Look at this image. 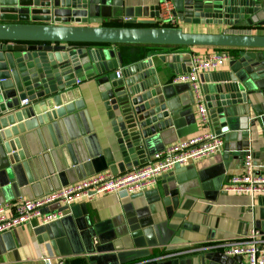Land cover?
<instances>
[{
    "label": "water",
    "instance_id": "95a60500",
    "mask_svg": "<svg viewBox=\"0 0 264 264\" xmlns=\"http://www.w3.org/2000/svg\"><path fill=\"white\" fill-rule=\"evenodd\" d=\"M120 7L122 4L116 0H0V151L4 155L0 192L6 200L24 196L25 190L32 192L35 185L45 187L54 177L51 168L45 169L49 154L29 155L32 145L40 146L47 136L56 145L55 129L59 128L61 134L75 125L83 137L88 136L84 103L76 86L79 77L94 81L102 103L117 123V130L115 145L109 147L108 152L93 155L88 150L71 160L77 172L89 177L93 169L100 173L107 168L117 176L146 163L154 151L159 150L151 152L150 148L156 141L153 136L166 126L167 106L154 89L155 80H150L156 70L151 68L150 72L128 79L126 72L133 68L130 67L125 70V77L117 78L115 67L121 65L122 60L118 53L117 62L109 57L116 45L240 49L238 62L247 77L264 78V35L186 33L179 28L152 27L153 20H136L126 13L123 15L127 18L125 25L143 27L96 26L101 25L104 18L117 16ZM255 8H263L264 12L259 0H181L175 4L173 15L184 25L227 26L230 16L237 19L240 14L248 19ZM148 17H158L157 5L149 15L147 9H143L142 18ZM251 26L248 19L244 27ZM167 67L174 69L176 65ZM206 88L204 101L212 124L216 131L225 132L231 116L228 109L231 86L216 84ZM24 100L28 104H21ZM43 148L46 154L49 148L44 143ZM50 155L52 157L53 151ZM161 178L167 216H175L172 212L179 202L178 183L173 173ZM76 216L75 208L71 209V217L76 219ZM45 226L34 229L39 243L47 240ZM75 228L78 238L70 237L77 248L75 255L87 257L90 264L110 261L129 264L142 257L141 253H135L141 247L137 242L140 236L132 240L131 247H124L122 240L107 235L102 224H92L87 218L81 224L76 220ZM141 232L145 247H155L149 241L153 238L151 230ZM241 259L235 258L236 261Z\"/></svg>",
    "mask_w": 264,
    "mask_h": 264
},
{
    "label": "crops",
    "instance_id": "0c3cea01",
    "mask_svg": "<svg viewBox=\"0 0 264 264\" xmlns=\"http://www.w3.org/2000/svg\"><path fill=\"white\" fill-rule=\"evenodd\" d=\"M116 1L122 4V7L118 8L116 18H104L101 25H96L97 27H143L125 25L124 21L127 18L123 16L124 13L136 20H153L155 25L152 27L159 26L158 17L142 18L143 9H147L148 15L152 14L153 7L158 6L159 0ZM169 1L174 11L175 4L178 5L181 0ZM259 4L264 7V0H259ZM262 9L255 8L249 15L251 27H244L248 19L239 14L237 19L230 16L227 26L184 25L177 17H174L175 28L186 33L264 35V25L260 26L264 23ZM111 21L115 24H109ZM238 25L242 27H237ZM95 48L112 49L110 46H95ZM227 49L230 48L159 47L148 51L146 57L140 61L128 65L122 62L117 68L115 67L116 73L120 74L119 77L123 78L128 73L126 74L128 79L145 71L150 72L151 68L156 70L155 76L150 80H155L154 89L167 106V117L165 128L153 136L156 141L150 151L159 148L153 154L174 143L198 137L204 130L222 137L223 147L219 153L192 161L172 172L179 191V202L172 212L175 216H167L166 206L163 204L164 181L162 178L147 191L126 198L105 194L95 195L91 199L83 198L69 206L53 204L45 212L62 211L67 216L65 220L47 224L44 234L47 240H42L41 243L37 240L38 235L34 233V229L41 226L39 220H33L26 225L16 227L9 233L1 234L0 264H44L45 258L60 259L64 264H90L87 257L75 255L77 248H74L70 240L71 236L72 240L78 238L75 221H80L81 224L86 218L92 224H102L107 235L122 240L124 247H131L132 240L140 236L137 242L141 247L137 248L135 253H141L142 257L129 264L146 261L150 264L161 262L165 264H246L245 258L241 257V261H236V257H227L219 249L203 250V248L245 237L251 229H256L264 236V193L231 194L222 190L227 185L228 179L240 174L244 154L249 151L253 156V164L257 172L264 175V78L249 79L238 62L239 56L231 55V51ZM113 50L114 57L112 53L109 57L117 62V47ZM234 50L237 54L240 52V49ZM218 52L226 54L229 60L215 70L200 73L198 81L202 94L207 92L208 85L209 87L216 84L231 86L228 89L232 96L228 103L231 116L228 118L225 132L215 130L205 101L210 123L204 128L201 127L190 86L173 83L175 77L188 73L190 55L203 57ZM163 59L165 62L162 61ZM168 64H175L176 67L168 68ZM130 67L133 68L125 73V70ZM78 80L79 83L76 86L84 103L83 111L88 136L83 137L75 125L63 130L61 134H59V128L55 129L56 145H53L54 142L49 136L40 146L32 145V152H29V155L37 153L41 157L49 154L45 169L48 171L51 168V171L55 173L54 177L45 187L35 185L32 192L25 190L24 196L21 195L18 198L6 200L0 192V205L17 199L39 198L76 183L86 175L81 171L77 172L71 166L72 159H75L79 153L85 154L88 150L93 155L98 153L102 155L103 152L109 151V147L115 145L117 123L115 124V120L102 103L94 81L83 77H79ZM43 143L49 148L46 154L41 150H44ZM51 151H53L52 157ZM3 157L0 151V170L4 168L1 162ZM100 163L102 165L101 161ZM101 172H109V170L105 168ZM97 173L99 172L93 169V174L90 176ZM73 208L77 214L76 219L71 217ZM143 229L151 230L153 238L149 241L151 245L155 244V247H145V240L141 237ZM101 264H112V262Z\"/></svg>",
    "mask_w": 264,
    "mask_h": 264
},
{
    "label": "built area",
    "instance_id": "2783aa9c",
    "mask_svg": "<svg viewBox=\"0 0 264 264\" xmlns=\"http://www.w3.org/2000/svg\"><path fill=\"white\" fill-rule=\"evenodd\" d=\"M158 7V24L175 28L170 1L159 0ZM227 60L228 56L222 52L203 57L190 55L188 73L173 79L174 84L190 86L195 99L198 123L203 128L209 125L210 118L198 77L202 72L221 67ZM119 76L120 74L116 73V77ZM21 104H27V101L24 100ZM222 147L223 140L219 134L204 130L198 137L169 145L151 155L146 163L117 176L101 172L39 198L17 199L4 203L0 205V235L33 220H39L41 225L61 220L65 216L62 211L45 212L53 204L69 206L80 199H91L95 195L114 194L119 198H126L143 193L153 187L161 177L172 173L178 167L219 153ZM222 190L231 194L264 193V175L257 172L250 151L244 154L240 174L228 179ZM210 248L219 249L227 257H243L246 264H264V236L256 229H251L245 237L203 250ZM43 261L44 264H64L62 260L54 258H45ZM148 263L150 264L149 261L136 264Z\"/></svg>",
    "mask_w": 264,
    "mask_h": 264
},
{
    "label": "trees",
    "instance_id": "16d2710c",
    "mask_svg": "<svg viewBox=\"0 0 264 264\" xmlns=\"http://www.w3.org/2000/svg\"><path fill=\"white\" fill-rule=\"evenodd\" d=\"M156 28H172L166 25L158 26ZM118 54L124 65L132 64L137 61H140L146 57L148 51L152 49H157L159 47H173V46H157V45H116ZM180 48V47H175ZM232 49V50H230ZM227 49V51H231L230 54L233 56H237V52L234 48Z\"/></svg>",
    "mask_w": 264,
    "mask_h": 264
}]
</instances>
